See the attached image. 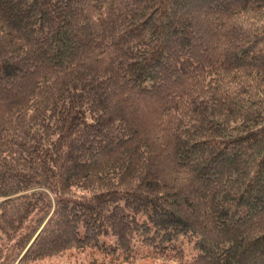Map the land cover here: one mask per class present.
Segmentation results:
<instances>
[{
    "label": "trees",
    "instance_id": "obj_1",
    "mask_svg": "<svg viewBox=\"0 0 264 264\" xmlns=\"http://www.w3.org/2000/svg\"><path fill=\"white\" fill-rule=\"evenodd\" d=\"M0 200V264H264V0H0Z\"/></svg>",
    "mask_w": 264,
    "mask_h": 264
},
{
    "label": "rangeland",
    "instance_id": "obj_2",
    "mask_svg": "<svg viewBox=\"0 0 264 264\" xmlns=\"http://www.w3.org/2000/svg\"><path fill=\"white\" fill-rule=\"evenodd\" d=\"M1 201V200H0ZM107 242H111L110 239H106ZM147 252V249H142ZM174 264L168 262L166 259L157 258L149 253L138 256L135 260L125 261L123 264ZM35 264H114L109 262L106 258L91 251L90 249H84L82 251L69 250L59 257L45 258Z\"/></svg>",
    "mask_w": 264,
    "mask_h": 264
}]
</instances>
